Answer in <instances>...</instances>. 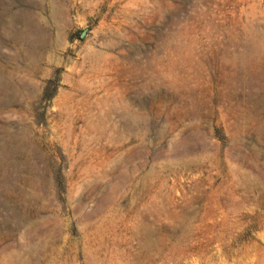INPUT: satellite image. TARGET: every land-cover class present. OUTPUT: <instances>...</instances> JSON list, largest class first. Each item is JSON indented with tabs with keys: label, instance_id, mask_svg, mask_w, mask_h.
<instances>
[{
	"label": "rangeland",
	"instance_id": "374dc122",
	"mask_svg": "<svg viewBox=\"0 0 264 264\" xmlns=\"http://www.w3.org/2000/svg\"><path fill=\"white\" fill-rule=\"evenodd\" d=\"M142 263L264 264V0H0V264Z\"/></svg>",
	"mask_w": 264,
	"mask_h": 264
},
{
	"label": "bare ground",
	"instance_id": "6f19581e",
	"mask_svg": "<svg viewBox=\"0 0 264 264\" xmlns=\"http://www.w3.org/2000/svg\"><path fill=\"white\" fill-rule=\"evenodd\" d=\"M108 97H109V96H108ZM5 142H6V141H5ZM10 147H11V145H10ZM12 147H13V146H12ZM40 161H41V160H40ZM114 220H115V218H114ZM114 220H113V221H114ZM105 221H106V219H105ZM109 221H110V220H109ZM112 223H113V222H112ZM125 224H126V223H125ZM57 226H58V225H57ZM98 226H99V224H98ZM110 227H111V226H110ZM25 229H26V228H25ZM98 229H99V228H98ZM100 229H101V227H100ZM116 229H117V228H116ZM99 231H100V230H99ZM107 231H108V230H107ZM117 231H118V230H117ZM121 232H122V231H121ZM186 232H187V231H186ZM94 233H95V232H94ZM104 233H105V232H104ZM107 234H108V233H107ZM111 234H112V233H111ZM111 234H110V235H111ZM94 237H96V236L94 235ZM107 237H108V236H107ZM106 239H107V238H106ZM95 240H96V239H95ZM95 240H94V241H95ZM121 240H122V238H121ZM114 241H115V240H114ZM97 242H98V241H97ZM102 244H103V243H102ZM97 249H98V248H97ZM117 250H118V248H117ZM85 251H86V250H85ZM119 251H120V250H119ZM92 253H93V252H92ZM23 258H24V257H23ZM123 258H124V257H123ZM27 260H28V259H27ZM31 261H32V260H31ZM29 262H30V261H29ZM31 263H32V262H31ZM138 263H139V262H138ZM142 264H143V263H142Z\"/></svg>",
	"mask_w": 264,
	"mask_h": 264
},
{
	"label": "water",
	"instance_id": "95a60500",
	"mask_svg": "<svg viewBox=\"0 0 264 264\" xmlns=\"http://www.w3.org/2000/svg\"><path fill=\"white\" fill-rule=\"evenodd\" d=\"M85 34H86V31H83V33H82V37H83Z\"/></svg>",
	"mask_w": 264,
	"mask_h": 264
}]
</instances>
